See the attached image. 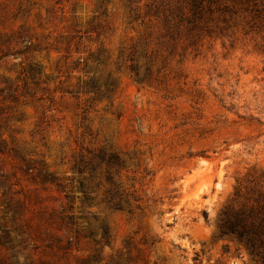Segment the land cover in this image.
<instances>
[{"label":"rangeland","instance_id":"rangeland-1","mask_svg":"<svg viewBox=\"0 0 264 264\" xmlns=\"http://www.w3.org/2000/svg\"><path fill=\"white\" fill-rule=\"evenodd\" d=\"M253 4L0 0V264H258L217 229L264 175Z\"/></svg>","mask_w":264,"mask_h":264},{"label":"trees","instance_id":"trees-1","mask_svg":"<svg viewBox=\"0 0 264 264\" xmlns=\"http://www.w3.org/2000/svg\"><path fill=\"white\" fill-rule=\"evenodd\" d=\"M251 0H245V11L259 15L256 6L249 5ZM234 201L239 206L225 207L218 220V235L231 237L242 243L258 264H264V175L261 180H250L245 192L234 191ZM109 205L114 210H120L121 204L116 201Z\"/></svg>","mask_w":264,"mask_h":264}]
</instances>
